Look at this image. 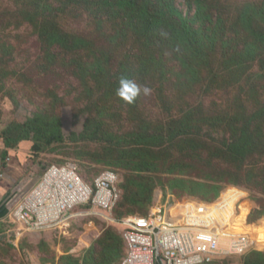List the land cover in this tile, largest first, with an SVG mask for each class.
I'll return each mask as SVG.
<instances>
[{
    "label": "trees",
    "instance_id": "trees-1",
    "mask_svg": "<svg viewBox=\"0 0 264 264\" xmlns=\"http://www.w3.org/2000/svg\"><path fill=\"white\" fill-rule=\"evenodd\" d=\"M18 1L22 4L16 31L26 29L36 37L46 69H73L86 97L95 102L91 106L97 116L87 119L83 132L70 139L102 147L96 162L128 173L115 209L130 207L143 213L145 205L153 202L157 175L169 179L171 190L205 203H214L223 191L241 186L243 165L264 144V102L250 106L259 76L254 65L264 68V2L245 4L227 23L224 5L213 8L214 0H183L185 11L179 0ZM80 22L89 28L94 23L97 37L70 33V25ZM12 50L11 44L0 47V64L8 65ZM121 77L153 91L168 118L157 124L142 123L138 130L124 134L108 131L104 119L111 102L134 111L143 96L140 93L133 103L120 98ZM231 82L238 89L232 97L237 104L227 114L211 115L202 103L189 102L197 90L213 93L216 86L227 87ZM209 132L222 137L220 146L210 149L202 142ZM1 138L9 150L31 142L33 154L65 141L61 120L53 113H38L23 125L13 124ZM164 152L185 155L193 166L165 160ZM206 152L208 164L201 166L198 159ZM216 163L225 170L223 174L213 167ZM197 164L199 170L193 174L189 168ZM261 183L264 192V174ZM256 201L247 199L239 207L250 224L264 219V201ZM242 222L235 225L242 228ZM125 253L122 236L107 230L85 264H117ZM244 258L243 264H264V253L250 251ZM63 261L80 264L70 257Z\"/></svg>",
    "mask_w": 264,
    "mask_h": 264
},
{
    "label": "rangeland",
    "instance_id": "rangeland-1",
    "mask_svg": "<svg viewBox=\"0 0 264 264\" xmlns=\"http://www.w3.org/2000/svg\"><path fill=\"white\" fill-rule=\"evenodd\" d=\"M263 2L264 0H214L212 6L216 8L219 4L224 5L227 14L226 22L232 23L234 16L245 4L260 5ZM179 3L185 11V2L179 0ZM21 4L18 0H0V47L4 44L13 46L8 65L0 64V137H2L3 131L13 124L23 125L38 113H53L61 120L65 141L49 150L46 149L47 151L42 154L32 155L34 160L40 161L41 168L44 167L45 170L53 165L72 163L78 166L80 175L89 184L93 183L104 171H116L121 176L120 190L123 192L121 185H124L128 179V173L120 168L109 166L105 162H96L98 156L103 154L102 147L88 143H75L70 139L73 134L79 135L83 132L87 119L97 116L95 109L91 106V103L95 104V102L86 97L84 89L73 77V69L66 67L64 70H59V67L52 68V70L46 69L42 61L44 53L36 37L26 29L16 31L20 22L18 13ZM89 27L84 22L73 23L69 30L74 35L95 39L97 35L94 32V23L92 28ZM1 58L2 52L0 51V61ZM254 70L259 76L255 79L257 93L250 106L264 102V68L261 70L255 64ZM237 90L232 82L227 87L218 88L216 86L213 93L205 94L200 89L196 91L194 98L189 99V102L193 106L202 103L207 113L211 115L227 114L231 109L235 110L237 102L234 103L236 100H232V97L238 94ZM152 92L145 95L141 91L143 96L134 111L124 109L117 101L111 102L108 114L104 119L108 131L113 134H124L138 130L139 126L145 122L151 124L164 122L168 117L162 114ZM202 142L207 144L210 149L216 148L221 145L222 137H219L216 132H209L204 135ZM262 146L259 145L256 153L248 158L243 165V172L240 176L241 186H232L234 188L223 191L220 198L214 203H205L197 197L183 196L180 192L171 190L167 177L157 175L152 184V186L154 185L153 202L150 205H145L143 213L130 207L115 209L105 215L91 212L90 215L73 221L69 233L62 236L51 231L38 234L30 233L21 226L13 225L14 233L7 239L8 242L0 243V264H66L63 259L67 257L79 260L80 264H85L90 251L97 248V242L107 230H114L122 236L120 225L122 219L140 214L148 216L158 208V203L166 207L172 205L171 208L174 209L169 212L171 215L175 214L176 217H178V208L182 211L181 213L188 215L186 211L189 209L185 203L195 208L197 212L203 206H211V208H207V212L214 209L218 212L207 220L208 223L215 221L217 228L240 234L252 243L255 248L252 252L264 253V219L250 224L247 220L248 216L239 212L240 204L247 199H257L256 203L264 201V192L261 186L264 174ZM161 157L165 160H172V162H184L193 166L188 157L177 152H164ZM201 157V160L198 159L202 162L201 166L208 164L206 162L209 159L207 152ZM198 165H194L193 169L189 168L190 172L196 174L195 170H199ZM213 167L219 169L222 174L225 172L218 163ZM181 204L183 207L180 206ZM76 211H80V208ZM132 211L135 214H132ZM241 216L244 217L241 220L243 221L242 228L239 227L241 230H238L236 225L232 226V221L233 223L239 221ZM224 220L231 225L223 227L227 224L224 223ZM244 257L222 258L223 260L219 264H243Z\"/></svg>",
    "mask_w": 264,
    "mask_h": 264
},
{
    "label": "built area",
    "instance_id": "built-area-1",
    "mask_svg": "<svg viewBox=\"0 0 264 264\" xmlns=\"http://www.w3.org/2000/svg\"><path fill=\"white\" fill-rule=\"evenodd\" d=\"M9 162L10 159L0 162V181L5 178ZM120 181L121 176L109 170L89 184L77 165H53L15 209L12 220L30 233L51 231L67 235L77 218L91 212L105 215L115 209L122 197ZM185 205L188 215L178 208L176 217L170 214L172 205L158 203V208L148 216L132 215L123 219L120 225L126 253L117 264H213L222 258L245 256L255 249L240 234L217 228L215 221L208 223L217 214L215 209L203 213V209L197 212Z\"/></svg>",
    "mask_w": 264,
    "mask_h": 264
},
{
    "label": "crops",
    "instance_id": "crops-1",
    "mask_svg": "<svg viewBox=\"0 0 264 264\" xmlns=\"http://www.w3.org/2000/svg\"><path fill=\"white\" fill-rule=\"evenodd\" d=\"M32 147L33 143L22 142L17 149L9 150L0 137V162L10 159L5 167V178L0 181V243L8 242L13 235L12 226L17 225L12 220L13 212L43 176L44 169L39 160H34Z\"/></svg>",
    "mask_w": 264,
    "mask_h": 264
},
{
    "label": "clouds",
    "instance_id": "clouds-1",
    "mask_svg": "<svg viewBox=\"0 0 264 264\" xmlns=\"http://www.w3.org/2000/svg\"><path fill=\"white\" fill-rule=\"evenodd\" d=\"M141 91L148 95L151 90L147 86L138 85L134 80L127 77L120 78L117 95L127 103H133Z\"/></svg>",
    "mask_w": 264,
    "mask_h": 264
},
{
    "label": "bare ground",
    "instance_id": "bare-ground-1",
    "mask_svg": "<svg viewBox=\"0 0 264 264\" xmlns=\"http://www.w3.org/2000/svg\"><path fill=\"white\" fill-rule=\"evenodd\" d=\"M202 208H203V210H202L203 213H210V212H207V208H211V207H208V206H205V207H204V206H203ZM202 208H201V209H202ZM205 209H206V210H205ZM227 224H229V223H227ZM229 225H231V224H229ZM233 225L235 226V221H234V223H233V221H232V226H233ZM237 229H238V230H241L239 227H237ZM244 231H247V230H244ZM252 231H253V230H252ZM252 231H250V232H252Z\"/></svg>",
    "mask_w": 264,
    "mask_h": 264
}]
</instances>
